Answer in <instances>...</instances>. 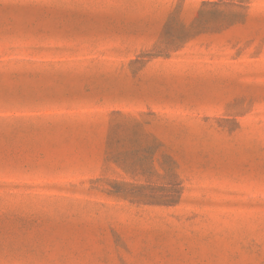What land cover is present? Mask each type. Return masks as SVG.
<instances>
[{"label":"rangeland","instance_id":"374dc122","mask_svg":"<svg viewBox=\"0 0 264 264\" xmlns=\"http://www.w3.org/2000/svg\"><path fill=\"white\" fill-rule=\"evenodd\" d=\"M0 264H264V0H0Z\"/></svg>","mask_w":264,"mask_h":264}]
</instances>
